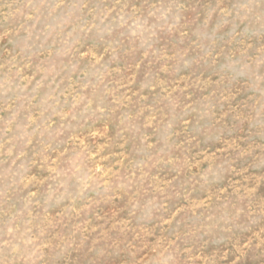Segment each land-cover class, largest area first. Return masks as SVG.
<instances>
[{
  "label": "rangeland",
  "instance_id": "obj_1",
  "mask_svg": "<svg viewBox=\"0 0 264 264\" xmlns=\"http://www.w3.org/2000/svg\"><path fill=\"white\" fill-rule=\"evenodd\" d=\"M0 264H264V0H0Z\"/></svg>",
  "mask_w": 264,
  "mask_h": 264
}]
</instances>
